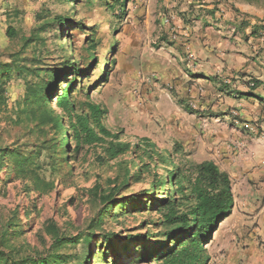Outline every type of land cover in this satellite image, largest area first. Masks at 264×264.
Masks as SVG:
<instances>
[{
    "label": "rangeland",
    "instance_id": "1",
    "mask_svg": "<svg viewBox=\"0 0 264 264\" xmlns=\"http://www.w3.org/2000/svg\"><path fill=\"white\" fill-rule=\"evenodd\" d=\"M245 1L264 9V0ZM182 2L0 0V60L8 62L10 54L19 53L3 84L9 106L26 82L57 72L60 88L74 80L73 105L89 100L106 107L105 126L131 144L130 151L113 159L99 144L76 147L74 118L53 105L68 131L66 145L60 129L52 136L47 127L38 136L27 122L0 119L5 152L0 252L46 257L57 251L65 254L61 264H164V253L179 245L177 238L161 234L166 230L162 199L174 194L167 182L172 165L135 149L146 137L183 170L189 162L209 159L229 176L232 206L203 237L204 264H264V100L250 95L264 97V33L254 45L252 32L238 40L230 37L237 30L222 28L217 33L230 50L244 42L252 55L235 66L222 59L202 61L190 45V29L212 30L208 9L198 15L196 7L185 8ZM56 16L71 19L45 29L43 24ZM8 26L13 37L6 34ZM244 29L250 31L246 24ZM32 34L34 39L26 41ZM136 36L141 55L130 69L128 48ZM210 46L200 40L202 49L210 51ZM68 60L74 68L65 65ZM37 67L44 71L33 78L31 69ZM208 67L215 75L202 77ZM252 78L261 80L254 89ZM15 148L40 165V175L53 182L51 190L40 194L29 179L16 176L9 154ZM55 232L76 242L56 247Z\"/></svg>",
    "mask_w": 264,
    "mask_h": 264
},
{
    "label": "trees",
    "instance_id": "2",
    "mask_svg": "<svg viewBox=\"0 0 264 264\" xmlns=\"http://www.w3.org/2000/svg\"><path fill=\"white\" fill-rule=\"evenodd\" d=\"M71 18L56 16L53 22H46L43 27L49 28L54 24H63ZM6 34L10 37L15 35L11 26L6 29ZM34 35L26 41H32ZM18 52L9 55L10 61L0 60V119L12 124L27 122L30 130L36 135L47 133V127L53 133L61 130L64 139L63 145L68 143V131L66 126L51 107L67 113L74 118V138L76 147L84 145H102L103 152L107 159H113L131 150V144L119 139V134L110 131L103 123V118L107 114V108L87 100L80 106L72 104L70 99V86L60 88L58 86L59 75L57 72L46 71L48 75L45 80H34L25 83L22 94L16 98L14 104L9 106L7 96L4 93L3 84L9 77ZM94 59L92 53L89 58ZM69 69L74 68L75 62L68 60L65 64ZM42 68H32L33 78L40 76ZM260 81L252 78L251 88L254 89ZM257 99L264 100V97L250 94ZM79 111V112H78ZM53 140V137L51 138ZM135 149H142L150 157L153 154L159 155L158 164L172 165L168 170L167 182L172 188L169 198H163L162 225L166 230L161 231L165 237L177 238L178 247L169 249L161 259L164 264H204L205 258L202 254L203 237L211 233V229L218 224V221L225 217L232 206V193L229 176L226 171L221 170L213 160H203L200 162H189L187 170H183L179 162L173 158L160 155L153 142L146 137L139 138V142L134 144ZM40 151V148H38ZM4 150L0 148V160L4 155ZM16 176L29 179L35 191L40 194L47 193L53 188V182L45 180L39 173V164L24 156L16 148L11 149ZM177 195V196H176ZM111 197L108 195L103 202L106 203ZM109 205L106 204L104 211ZM80 238V236H78ZM77 237V238H78ZM88 241V238L87 240ZM56 247H60L68 242H76V238L64 237L54 234ZM65 254L53 251L46 257L39 255H26L16 257L13 254L0 252V264H61Z\"/></svg>",
    "mask_w": 264,
    "mask_h": 264
},
{
    "label": "crops",
    "instance_id": "3",
    "mask_svg": "<svg viewBox=\"0 0 264 264\" xmlns=\"http://www.w3.org/2000/svg\"><path fill=\"white\" fill-rule=\"evenodd\" d=\"M181 4L186 5L185 8H188L190 5L196 7V12L198 15L205 13V9H208L207 11L210 20H208L209 24L207 28L212 30L200 28L199 32L198 27H192L190 29V32L192 33L190 45L199 53L202 61L205 59H210L211 63L214 64L216 61H219V59H222V61L234 63L233 66H235L236 64L241 65L242 61H246L249 59L250 55H252L250 49H246L245 51L244 42H237L238 46L234 47L235 50H230V44H227V40H224L225 36L222 37L219 34L222 32V30H220L222 28L227 29L228 27H231L230 29L233 31L237 30L236 33L231 34L230 37L237 38L238 40L240 39L239 37L242 36L245 40L246 36L252 32L253 34H251L252 36H250L249 41L251 42L253 41V37H257V39L254 40V45H258L257 40L262 35V33H264V9L246 3L245 0H184V3L182 2ZM235 14H240L241 17L237 16V18H235ZM238 18L239 20H237ZM245 24L248 26L250 31L245 30L246 28L244 29ZM176 25L177 27H181L182 24L178 21ZM184 26L186 27L188 25ZM238 28L241 29V34ZM230 37L228 40H230ZM200 40H203V43H211L212 46L209 47L210 51H207L208 49L204 50L200 47ZM138 47L139 42L137 36L136 38L132 37L130 47L128 48V53L130 55L128 68L130 69L134 68L135 57L141 55L140 49H138ZM212 68L216 69L215 65H212ZM200 75L202 77L210 78L211 75H215V71L208 67V71L202 72ZM259 81L261 83V80Z\"/></svg>",
    "mask_w": 264,
    "mask_h": 264
},
{
    "label": "built area",
    "instance_id": "4",
    "mask_svg": "<svg viewBox=\"0 0 264 264\" xmlns=\"http://www.w3.org/2000/svg\"><path fill=\"white\" fill-rule=\"evenodd\" d=\"M165 22H166V23L169 22L167 18H165Z\"/></svg>",
    "mask_w": 264,
    "mask_h": 264
},
{
    "label": "water",
    "instance_id": "5",
    "mask_svg": "<svg viewBox=\"0 0 264 264\" xmlns=\"http://www.w3.org/2000/svg\"><path fill=\"white\" fill-rule=\"evenodd\" d=\"M211 232H212V230H211Z\"/></svg>",
    "mask_w": 264,
    "mask_h": 264
}]
</instances>
